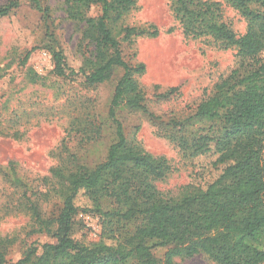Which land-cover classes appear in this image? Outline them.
<instances>
[{
  "label": "trees",
  "instance_id": "obj_1",
  "mask_svg": "<svg viewBox=\"0 0 264 264\" xmlns=\"http://www.w3.org/2000/svg\"><path fill=\"white\" fill-rule=\"evenodd\" d=\"M137 0H67L68 16L84 23L82 39L94 52L74 69L64 51L53 50L55 72L94 86L111 80L122 70L105 122L80 121L89 139L111 136L104 159L90 162L68 150L52 167L54 191L61 201L56 226L42 215L38 204L24 190L22 209L31 211L38 231L49 230L55 242L31 245L16 262L8 261L9 237L0 238V264H179L175 257L204 253L215 264H264V0H170L175 20L187 38H204L223 49H235L236 67L221 78L214 92L193 113L173 115L163 123V136L174 142L184 157L213 156L212 166L221 172L208 183L194 182L170 197L158 188L170 171V163L128 139L118 110L147 109V97L139 79L146 65L127 61L121 42L157 37L154 24L121 25ZM99 5L98 16H88ZM17 6H0V17ZM225 7L246 23L243 33L225 16ZM44 13L46 10H43ZM121 36V37H120ZM170 88L158 93L169 98ZM2 130L0 129V134ZM12 187L27 188L18 164L0 168ZM79 195L91 206L83 210L100 216V240L84 244L73 236V223L81 208ZM154 246H169L163 260ZM41 250V251H40Z\"/></svg>",
  "mask_w": 264,
  "mask_h": 264
},
{
  "label": "rangeland",
  "instance_id": "obj_2",
  "mask_svg": "<svg viewBox=\"0 0 264 264\" xmlns=\"http://www.w3.org/2000/svg\"><path fill=\"white\" fill-rule=\"evenodd\" d=\"M11 1L17 6L0 17V168L9 161L17 162L27 188L12 187L0 173V238L13 239L7 259L16 262L29 246L41 249L44 243L56 241L46 228L38 231L32 212L22 209L24 190L54 229L61 201L54 191L51 169L67 157L68 150L90 162L105 158L111 136L104 133L89 139L79 130L83 129L80 121L90 129L105 122L122 70L94 86L58 75L53 50L61 48L74 69L94 52V45L82 39L84 23L68 16L67 0H0V6ZM100 13V6L94 5L88 16ZM225 16L235 30L245 31L246 23L236 11L225 7ZM147 24H154L159 36L141 37L132 44L122 40L121 47L127 61L146 65L139 81L146 91L149 112L122 106L118 117L128 139L169 161L170 171L157 186L164 195L175 197L191 183L213 180L222 167H213L215 158L210 155L184 157L176 144L163 136V123L173 115L193 113L214 92L217 82L236 67L238 58L235 49L220 48L204 38H187L174 18L170 0H137L121 23ZM260 57L264 60V51ZM170 88L178 90L169 98L157 97ZM77 204L81 210L74 219L73 236L92 244L101 238L102 221L83 210L91 206L86 197L79 195ZM168 248L154 246L153 252L163 260ZM175 261L215 264L204 253L175 257Z\"/></svg>",
  "mask_w": 264,
  "mask_h": 264
}]
</instances>
